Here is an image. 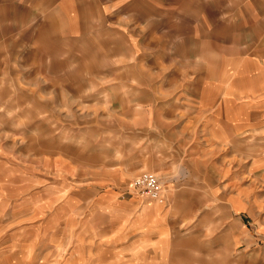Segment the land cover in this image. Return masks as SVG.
I'll use <instances>...</instances> for the list:
<instances>
[{"label":"rangeland","instance_id":"1","mask_svg":"<svg viewBox=\"0 0 264 264\" xmlns=\"http://www.w3.org/2000/svg\"><path fill=\"white\" fill-rule=\"evenodd\" d=\"M181 2L132 0L143 27L126 0H46L0 24V264H264V192L257 218L236 211L231 159L222 188L191 148L217 97L202 82L247 90L236 54L264 25L238 0ZM146 171L164 202L132 188Z\"/></svg>","mask_w":264,"mask_h":264},{"label":"crops","instance_id":"2","mask_svg":"<svg viewBox=\"0 0 264 264\" xmlns=\"http://www.w3.org/2000/svg\"><path fill=\"white\" fill-rule=\"evenodd\" d=\"M126 1L128 2L126 5L128 6V12L131 14L136 13L140 17L138 23L143 27L146 21L145 6H141V11L137 8L135 11L130 6L132 0ZM136 1L142 3L145 0ZM177 1H179V5L182 4L181 0H169V4L175 7ZM238 3L242 4L245 9L250 8L251 22L256 21L258 26L264 25V0H238ZM44 4H46V0H0V24L12 22L15 19L14 14L29 15V20L32 21L33 10ZM36 13L41 14V11L37 9ZM153 13L155 15L160 14L158 6L153 7ZM154 19L157 22L160 20L157 16ZM248 44L252 47L248 49L249 53L236 54L239 58L235 59L239 64L241 62L242 65H245L248 62L247 65L252 67L249 72L254 77L253 84L247 90L239 89V91H235L233 97L230 98L226 95L224 82L221 80L215 83L202 82L204 89L208 90L210 87H214L217 97L216 101L205 102L202 100L199 102L202 111V133L199 137L191 139V148L195 155L217 166L220 175L217 176L216 184L221 185L222 188H224L225 183L226 163L230 164L226 159H231L234 167L231 171L234 188L233 196L243 199V202L233 201L235 209L239 212L241 208L244 207L245 209V206L254 207L250 209V213L257 218V215L262 213V210L258 211V207L262 206L258 196L264 192L263 182L259 183L264 181V38L250 39L248 43H244V46ZM232 46L237 48L234 43ZM239 49L234 48L237 51ZM237 71L244 73L246 69L244 67ZM242 98H246L247 101H241ZM241 174L243 176L242 181ZM254 178L257 182L254 181ZM185 186L186 189L213 188L208 185V182L202 181L186 182ZM166 198L167 196H165ZM133 202H139V199H134ZM151 222V228L149 229L156 228L153 233H156L159 239L156 238L157 241H154L153 245H147L145 248H148L154 254H160L164 252L159 244L161 240L165 239L162 236L165 233L164 221L159 219V223L154 217ZM139 228L140 226L137 225L136 230H139Z\"/></svg>","mask_w":264,"mask_h":264},{"label":"built area","instance_id":"3","mask_svg":"<svg viewBox=\"0 0 264 264\" xmlns=\"http://www.w3.org/2000/svg\"><path fill=\"white\" fill-rule=\"evenodd\" d=\"M132 188L136 192L159 202H164L165 200L163 181L158 173L146 171L139 174L132 181Z\"/></svg>","mask_w":264,"mask_h":264}]
</instances>
